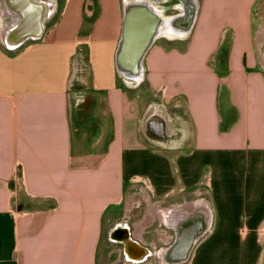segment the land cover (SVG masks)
<instances>
[{
    "label": "crops",
    "instance_id": "crops-1",
    "mask_svg": "<svg viewBox=\"0 0 264 264\" xmlns=\"http://www.w3.org/2000/svg\"><path fill=\"white\" fill-rule=\"evenodd\" d=\"M34 1L47 14L42 2L51 0ZM55 1L40 38L25 31L26 43L16 48L19 36L11 32L18 17L0 0V264H102L106 223L112 224L107 241L119 246L122 264L152 260L130 261L124 244L111 237L118 228L149 252L160 246L164 264L178 238L176 226L191 218L186 232L196 221L204 226L205 211L210 226L189 264H264L260 0H203L188 39H159L144 66L145 81L162 104L150 102L149 109L131 96L145 81L128 82L116 68L122 1L104 27L106 13L98 5L87 38L81 29L94 1ZM230 43L222 71L223 56L222 65L211 62ZM78 85L104 98L111 120L107 134L102 130L105 143L85 154L73 134ZM151 108L156 115L148 118ZM154 120L169 126L167 138L151 131ZM203 167L208 179L200 174ZM17 176L23 188L14 195ZM189 209L183 219L180 213ZM117 210L127 220L145 213L128 224L116 218Z\"/></svg>",
    "mask_w": 264,
    "mask_h": 264
},
{
    "label": "water",
    "instance_id": "water-1",
    "mask_svg": "<svg viewBox=\"0 0 264 264\" xmlns=\"http://www.w3.org/2000/svg\"><path fill=\"white\" fill-rule=\"evenodd\" d=\"M171 0H131L123 3V23L121 37L116 51V68L118 73L128 82L141 83L145 80L144 63L147 54L159 40L160 29L166 24L165 19L155 11L153 3L158 5L166 4ZM182 5V11L170 16L172 20L167 23L177 32H186L191 34L198 16V4L194 0H176ZM26 10H23V16L20 15L18 35V44L16 48L25 43L29 32L23 31V28L32 26L34 39L40 38L44 28V20L47 14L27 1ZM177 4V7L179 6ZM30 10V11H29ZM30 12V13H29ZM32 14L34 18L32 17ZM142 80V81H143ZM210 226V224L208 225ZM208 226H193L191 232H184L176 241L173 252L178 258V262L189 259L196 243L202 239L207 232Z\"/></svg>",
    "mask_w": 264,
    "mask_h": 264
},
{
    "label": "rangeland",
    "instance_id": "rangeland-1",
    "mask_svg": "<svg viewBox=\"0 0 264 264\" xmlns=\"http://www.w3.org/2000/svg\"><path fill=\"white\" fill-rule=\"evenodd\" d=\"M65 0H62V2ZM94 1V6H91V11H92V16L85 19V22L83 24V27L81 29V38H87L89 36V34L91 32H93V27L95 26V23L99 17V14L101 13L102 9H98V5L100 6V8L102 7L106 13V15L103 18L102 23V27H104L109 21L110 18L116 7H118L119 4V0H101V4H98V0H93ZM122 1V0H121ZM203 2V0H200ZM61 2V3H62ZM174 3H177L176 0H171L169 2H167L166 4H162L165 6V13L166 15H174L178 13V10L176 9L177 5L175 6ZM178 4V3H177ZM123 5V4H122ZM264 8V0H260L259 5L257 6V13L260 12L261 14V9ZM173 9V10H172ZM256 11V9H255ZM97 16V18H95L93 21L90 20L94 18V16ZM254 15V13H253ZM122 16V17H121ZM203 16V15H202ZM255 17V16H254ZM121 19V27H122V23H123V10L121 13V10H117V20L118 22H120ZM259 17H256V20L254 19L255 22V30L257 28V22H259ZM199 28V27H198ZM122 29V28H121ZM199 33V32H198ZM162 40V39H161ZM231 41V40H230ZM208 44V41H207ZM229 46H227L226 48H220L219 50V54L216 56V59L213 60L214 65L219 66L222 64H218V62L221 60L220 57L223 56V60H221L222 62H224V64L219 68H226L224 67L225 65H227V62H229L230 59V55H231V43L228 44ZM191 44L189 45V48H191ZM224 46V45H223ZM224 53V54H222ZM223 71V69H222ZM145 81V80H144ZM88 84V83H87ZM86 84V85H87ZM86 85H78L75 87L74 89V100H73V134H74V138H75V142L77 144L80 145V150L82 154H85L87 152L91 151V148L95 147L97 143L103 144L105 143V139H106V132L109 131V126L111 123L110 117L108 115L107 109H106V104L104 101V98L98 95L93 94L91 88H87L85 87ZM131 96H133L134 100H136V102H142L143 106L145 108L150 107V102H160V104H162V97L160 96H154V93L151 92L150 88H149V83L148 82H143L142 85L140 87H138L137 89L132 90L131 92ZM77 95V96H76ZM223 93H222V98H223ZM167 100V99H165ZM164 100V102H165ZM77 103V104H76ZM171 102L166 103V106H168L169 108V113L172 114L171 111ZM149 109V108H148ZM157 122L162 123L160 120H156ZM104 127V129L102 128ZM106 133H103V131ZM109 140V138H108ZM95 144V145H94ZM100 145L98 147V150H100ZM170 155V154H168ZM200 174L205 176V179H208L209 177V168L205 169L203 167V169H201ZM140 194H144L143 191H141L140 189L137 190ZM180 201V199H179ZM141 206L144 207V203L141 201ZM152 206V205H151ZM151 210L153 211L154 209L151 208ZM119 212V215L116 217L117 219L122 217V221H128L131 224H133L134 222H137V220L139 219V217H142L144 215V211H138L137 214H134L132 216L131 219H128L122 216V210H117ZM201 214V213H200ZM141 215V216H140ZM151 217L147 218L148 220H150ZM116 219V220H117ZM146 220V221H148ZM111 223H106L105 225V231H104V237H105V241H106V247L104 249V253L103 256L101 257V263L102 264H122V262L118 261V255L115 252V250H118V245L116 244H110L108 243L107 239L110 235V228ZM201 240V239H200ZM110 252V256L108 255L107 252ZM193 252H191L190 257L188 260L183 261V262H177L176 264H189V261L192 258ZM154 257L150 260H152L151 264H162V259H161V247L159 246L158 249L156 251H153ZM108 255V256H106Z\"/></svg>",
    "mask_w": 264,
    "mask_h": 264
},
{
    "label": "bare ground",
    "instance_id": "bare-ground-1",
    "mask_svg": "<svg viewBox=\"0 0 264 264\" xmlns=\"http://www.w3.org/2000/svg\"><path fill=\"white\" fill-rule=\"evenodd\" d=\"M24 1L26 2V1H29V3L30 4H33V5H35V4H37V5H40L41 3L39 2H36V1H34V0H6V2L10 5V10H11V12L12 13H16L17 14V17H18V19H17V22H16V26L13 28V30H12V32H11V34H13V35H15L16 33H17V31H18V29H19V19H20V15H22L23 16V13H22V11H23V9H21V5L22 4H24ZM127 1H131V0H122V4L124 3V2H127ZM197 4H198V8L200 7V0H194ZM178 3V2H177ZM42 4H45L44 5V7L45 8H47L48 9V12H47V17H51V16H53V14H54V12H53V10L51 11V9H50V6H51V8H52V6L53 5H55L56 4V1L55 0H51V1H46V2H42ZM153 5H154V9H155V11L157 12V13H159L164 19H165V21H166V24L160 29V37H159V39H161V38H165V39H170V40H178V39H188L189 37H190V34L189 33H186V32H181L180 33V31L179 32H177L176 30H174L169 24H167V23H169L171 20H172V18L170 17V16H173V15H166V13L164 12L165 11V6L164 5H158L157 3H153ZM179 5V4H178ZM122 7H123V5H122ZM35 9H37L36 11H38L39 12V9H41V6H36L35 7ZM176 9L178 10V12H183L182 11V5L180 4L178 7H176ZM173 10V9H172ZM30 11V10H29ZM199 11V10H198ZM30 13V12H29ZM7 15V14H6ZM11 15V14H10ZM13 21V20H12ZM11 21V22H12ZM15 22V21H14ZM12 25V24H11ZM11 27V26H10ZM13 27V26H12ZM33 29H30V28H27V27H25V28H23V31H32ZM192 33V32H191ZM156 44V43H155ZM154 44V45H155ZM154 47V46H153ZM152 47V48H153ZM151 48V49H152ZM144 71H146V68H145V66H144ZM143 79H141L140 80V82H143L142 81ZM139 86H140V84H139ZM155 108V107H154ZM154 108H151V110H150V112L148 113V118L150 117V116H154V115H156V109H154ZM153 122H155L156 124H153ZM149 126H150V128H151V131L154 133V134H156V135H158V136H161V137H163V138H167L169 135H170V129H169V126H168V130H167V127H166V125L165 124H159V123H157V121L156 120H154V121H152V122H149ZM166 127V128H165ZM182 145V144H181ZM188 206H191V205H188ZM185 210H186V206H185ZM195 210H196V208H195ZM196 211H198V210H196ZM192 211H190V209H189V211H182L181 213H180V215H181V217L183 218V219H185L186 218V214H189V213H191ZM205 213H206V223H205V226H208L209 224H210V222H209V211H205ZM179 215V216H180ZM148 220V219H147ZM150 220H152V218H150ZM150 220L148 221V223L150 222ZM195 220V218H191L187 223H182V222H180V226H179V228H178V226H176V228H177V232H178V238L184 233V232H186V230L184 229L185 227L184 226H186V224H188L190 221H194ZM211 221V220H210ZM213 221V220H212ZM211 221V222H212ZM171 224V223H170ZM181 224H183V225H181ZM193 225H198V222L196 221V223H194ZM203 226V225H202ZM125 230V229H124ZM207 233V232H206ZM113 239H115L114 238V236H113ZM132 241V242H131ZM199 241H201V240H199ZM199 241L196 243V245H195V247L197 246V244L199 243ZM125 243H126V246H127V249H128V254L129 255H138V254H141V255H143V251H144V249L139 245V244H137V243H134V240L131 238V240L128 242V240L127 241H125ZM195 249V248H194ZM170 253H171V250H168L167 251V253L165 254V258H164V264H174L175 262H174V259H175V256L174 255H170ZM127 254V255H128Z\"/></svg>",
    "mask_w": 264,
    "mask_h": 264
},
{
    "label": "flooded vegetation",
    "instance_id": "flooded-vegetation-1",
    "mask_svg": "<svg viewBox=\"0 0 264 264\" xmlns=\"http://www.w3.org/2000/svg\"><path fill=\"white\" fill-rule=\"evenodd\" d=\"M58 2H62V0H57ZM26 43V42H25ZM128 235H129V233H126V231L123 229V228H118V229H116L115 231H113L112 232V239H113V236H114V238L115 239H113L114 241V243H117V244H124V246H125V252L128 254V249H127V246H126V243H125V241H127L128 240V242H129V237H128ZM178 239V238H177ZM177 239L175 240V242H174V245H175V243H176V241H177ZM174 245L170 248V250H171V253H173V254H175L174 252H173V249H174ZM143 249H144V251H143V255H141V254H138V255H129L128 254V256L127 257H129V258H131V260L130 261H132V262H134V261H136V260H141L142 262H145V261H148V260H150V259H152L153 257H154V254H153V252H149L148 250H147V248H145V247H142ZM134 259V260H133ZM176 261V262H175ZM174 264H176L177 262H178V258H177V256H175V259H174Z\"/></svg>",
    "mask_w": 264,
    "mask_h": 264
},
{
    "label": "built area",
    "instance_id": "built-area-1",
    "mask_svg": "<svg viewBox=\"0 0 264 264\" xmlns=\"http://www.w3.org/2000/svg\"><path fill=\"white\" fill-rule=\"evenodd\" d=\"M12 185H13V194L14 195L18 194L23 188V183L18 176L13 180Z\"/></svg>",
    "mask_w": 264,
    "mask_h": 264
},
{
    "label": "trees",
    "instance_id": "trees-1",
    "mask_svg": "<svg viewBox=\"0 0 264 264\" xmlns=\"http://www.w3.org/2000/svg\"><path fill=\"white\" fill-rule=\"evenodd\" d=\"M97 16H98V15L94 16V18H93V19H91V18H90V20H91V21H93L95 18H97ZM86 19H87V18H86Z\"/></svg>",
    "mask_w": 264,
    "mask_h": 264
}]
</instances>
